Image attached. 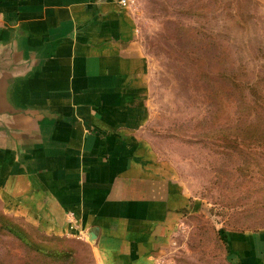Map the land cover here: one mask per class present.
<instances>
[{
	"label": "crops",
	"instance_id": "1",
	"mask_svg": "<svg viewBox=\"0 0 264 264\" xmlns=\"http://www.w3.org/2000/svg\"><path fill=\"white\" fill-rule=\"evenodd\" d=\"M131 6L0 0V207L95 264H161L196 204L148 129ZM225 239L238 264H264V229Z\"/></svg>",
	"mask_w": 264,
	"mask_h": 264
},
{
	"label": "rangeland",
	"instance_id": "2",
	"mask_svg": "<svg viewBox=\"0 0 264 264\" xmlns=\"http://www.w3.org/2000/svg\"><path fill=\"white\" fill-rule=\"evenodd\" d=\"M131 1L149 65L148 129L196 201L160 263L238 264L227 233L264 229V0ZM4 215L29 245L0 219V264H95L83 241Z\"/></svg>",
	"mask_w": 264,
	"mask_h": 264
},
{
	"label": "trees",
	"instance_id": "3",
	"mask_svg": "<svg viewBox=\"0 0 264 264\" xmlns=\"http://www.w3.org/2000/svg\"><path fill=\"white\" fill-rule=\"evenodd\" d=\"M253 88H254V86H253ZM255 89H256V87H255ZM255 89L252 90V94H253V92H255L257 94V90H255ZM263 89H264V87H263ZM247 125L249 126L250 123H248ZM0 219H5V221L8 222L5 224L4 221H2V222L0 221L3 224L4 228H6L8 231H11V234H13L15 237L19 238L25 245H29L28 234L22 228L17 226L14 222H11V220L8 218V216L4 215V213L2 211H0ZM36 252H40V250L38 249Z\"/></svg>",
	"mask_w": 264,
	"mask_h": 264
},
{
	"label": "built area",
	"instance_id": "4",
	"mask_svg": "<svg viewBox=\"0 0 264 264\" xmlns=\"http://www.w3.org/2000/svg\"><path fill=\"white\" fill-rule=\"evenodd\" d=\"M131 3H132L131 0H120V4L123 6L131 5Z\"/></svg>",
	"mask_w": 264,
	"mask_h": 264
},
{
	"label": "water",
	"instance_id": "5",
	"mask_svg": "<svg viewBox=\"0 0 264 264\" xmlns=\"http://www.w3.org/2000/svg\"><path fill=\"white\" fill-rule=\"evenodd\" d=\"M91 240V238H89Z\"/></svg>",
	"mask_w": 264,
	"mask_h": 264
}]
</instances>
